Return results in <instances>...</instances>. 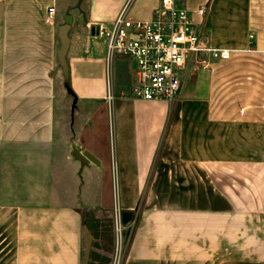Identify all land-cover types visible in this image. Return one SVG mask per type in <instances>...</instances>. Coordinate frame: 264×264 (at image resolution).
<instances>
[{"label": "crops", "instance_id": "0c3cea01", "mask_svg": "<svg viewBox=\"0 0 264 264\" xmlns=\"http://www.w3.org/2000/svg\"><path fill=\"white\" fill-rule=\"evenodd\" d=\"M160 2L0 0V264H85L87 229L89 264H114L118 209L120 264H264V0H176L232 55L192 58L172 104L125 97L136 64L109 75L98 32Z\"/></svg>", "mask_w": 264, "mask_h": 264}, {"label": "built area", "instance_id": "2783aa9c", "mask_svg": "<svg viewBox=\"0 0 264 264\" xmlns=\"http://www.w3.org/2000/svg\"><path fill=\"white\" fill-rule=\"evenodd\" d=\"M128 7L112 26H99V35L107 44L109 75L116 57L122 56L136 64V84L125 97L148 102L174 103L182 91L183 71L193 58L203 70L213 63L228 61L232 52L209 45L205 33L195 22V16L204 18L208 7L190 11L177 6L176 0H161L150 21H134L128 17ZM56 8L49 10L54 20ZM110 84V83H109ZM114 97L109 94V103ZM114 224L119 241L114 264L121 263L120 244L125 223L123 214L115 211ZM122 246V244H121Z\"/></svg>", "mask_w": 264, "mask_h": 264}, {"label": "water", "instance_id": "95a60500", "mask_svg": "<svg viewBox=\"0 0 264 264\" xmlns=\"http://www.w3.org/2000/svg\"><path fill=\"white\" fill-rule=\"evenodd\" d=\"M73 23V19L72 17H67L66 19V25L63 27L62 31H61V37H62V50H61V54H60V61L61 64L63 66L65 75H66V84L69 87V72H68V67H67V63H66V53L69 47V39H68V32L70 30V27ZM78 157L81 160H91L93 162H96L95 159L88 153L84 154V157L82 158L81 156ZM85 158V159H84ZM132 220V214L130 213H124L123 214V222L125 224L130 223ZM87 235H88V239H89V245H88V251H87V256H86V262L85 264H89L90 263V259H91V253H92V249H93V236L91 235V233L89 232V230H86Z\"/></svg>", "mask_w": 264, "mask_h": 264}, {"label": "rangeland", "instance_id": "374dc122", "mask_svg": "<svg viewBox=\"0 0 264 264\" xmlns=\"http://www.w3.org/2000/svg\"><path fill=\"white\" fill-rule=\"evenodd\" d=\"M103 225V230H104V240H106V250L110 249L111 246V238L113 237V223H111L109 220H104V222L102 223ZM114 231H115V243H114V252L115 255L117 254V251L119 249V241H118V237H117V232H116V228H115V224H114ZM121 244H122V240H121ZM121 244H120V249H121ZM124 241H123V250H124ZM122 250V249H121Z\"/></svg>", "mask_w": 264, "mask_h": 264}]
</instances>
